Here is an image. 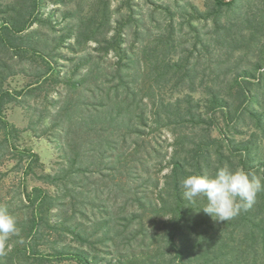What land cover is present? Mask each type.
<instances>
[{
  "label": "trees",
  "instance_id": "trees-1",
  "mask_svg": "<svg viewBox=\"0 0 264 264\" xmlns=\"http://www.w3.org/2000/svg\"><path fill=\"white\" fill-rule=\"evenodd\" d=\"M232 3L214 0L216 16L224 5ZM49 4L63 8H51L43 17ZM247 5V16H238L232 23L226 24L214 17L213 34L223 59H213V53L208 50L206 58L211 64L225 66L221 85L207 84L203 76L201 83H195L197 62H190L193 52L188 47L177 51L173 25L168 34L142 45L137 58L142 59L147 70L144 75L152 80L148 90L163 89L162 86L175 80L171 88L179 92L181 86L188 83V92L182 96L154 101V110L150 111L154 117L149 116V119V111L141 107L142 101L135 98L138 92L130 85L135 84L136 79L125 78L126 70L135 62L123 47V29L129 19L113 22L109 15L110 0H93L89 14L76 0H0V131L4 135L0 138V152L3 151V156L6 151L17 148L11 138L20 132L6 116L9 104L23 94L42 89L51 79L63 81L69 88L88 81L91 70L87 66L95 57L91 53L66 57L60 50L64 46L74 50L79 45L94 42L92 50L106 55L115 53L117 60L110 63L115 68L106 72V81L113 74L119 82L112 87L116 96L120 94V86L125 84L122 86L126 97H133L88 103L70 96L60 101L55 116L57 124H65L67 138L62 147L65 164L55 175L39 176L56 191L42 185L23 186L18 210L24 209V213H16L19 231L14 238L17 242L9 253L0 255V264H61L64 261L77 264H264V192L257 195L249 209L222 224L201 210L207 203L205 198L189 203L183 198L181 188L185 177L213 175L225 164L251 171L264 183V19L253 11V0H248ZM57 12L74 23L59 28V23L53 21ZM196 13L201 19L210 16L200 10ZM36 24L40 27H34ZM43 25L49 30L40 29ZM198 36L197 43L202 49H209L211 45ZM66 40L68 45H65ZM59 59L75 60L73 71L68 69L62 73ZM26 64L32 67V73H27L32 78L25 85L27 89L7 87L10 76L27 72ZM81 68L87 69L80 73ZM76 74L79 77H74ZM198 88H201L200 98L195 103L192 93ZM83 106L87 114L76 119ZM171 125L184 130V146L182 153L169 160V169L161 176L163 181L158 179L155 183L158 199L152 201L137 195L114 201L115 212L111 209L113 205L106 204V198L98 203L87 195L84 189L87 185L96 183L106 188V178H113L126 166L129 154L126 152L117 153L114 161L101 168L91 169L81 164L89 155L106 159L105 145L112 150L118 148L112 145L118 142H113L110 136L115 128L125 127L123 136H134ZM225 125L240 134L245 132L239 125L246 126L248 138L230 137ZM213 129L219 137L211 135ZM132 143L138 145L137 141ZM16 150L29 162L39 161V155L29 148ZM135 152H139L138 148ZM133 156H128V162ZM95 173L99 176L94 177ZM59 188L64 193H58ZM132 206L135 208L129 210ZM87 208L101 215H89ZM76 216L89 219L90 224L82 223ZM69 236L71 240L66 241ZM107 241L109 256L117 249L119 241L127 246V251L105 257L98 244Z\"/></svg>",
  "mask_w": 264,
  "mask_h": 264
},
{
  "label": "rangeland",
  "instance_id": "rangeland-1",
  "mask_svg": "<svg viewBox=\"0 0 264 264\" xmlns=\"http://www.w3.org/2000/svg\"><path fill=\"white\" fill-rule=\"evenodd\" d=\"M232 1V4L224 5L219 15L216 16V11L213 8L214 0H110L109 15L112 21L129 19L123 29V37L125 38L123 47L127 48L128 55L135 62L131 65L130 69L126 70L128 75L125 78L128 81L136 79L137 82L135 84L130 83V85L137 90L138 95L135 98H137V101H142L141 107L146 109L147 112L149 111L148 118L149 116L154 117L150 113L152 109L154 110L152 105L154 101L157 102L161 99L172 100L177 96H182L183 93L188 92L186 87L188 83L185 84V87L181 86L183 88L179 92H175L171 88L175 80L166 85V87L162 86L163 89L155 87V84L154 89L148 90V86L152 83V80L144 75L147 70L144 68L142 59H139L141 60L139 61L137 58V54L138 56L141 55L140 49L142 45L154 40L159 35L168 34L171 31L170 25H173L176 43H178L177 51H182L181 49L184 46L188 47L193 52L190 62H197L196 70L198 71V77L195 83H201L203 76L207 84L212 86L221 85L223 83L221 82L223 81L221 73L225 70V66L211 64L207 60L206 55L209 51L213 53V59H223L221 51L217 48L213 34L215 26L214 17L229 24L238 16H247L248 14V0ZM76 2L77 4L79 3V6H82L85 13L89 14L88 12H90L93 0H76ZM253 2V11H255L260 19H264V0H253ZM59 6L63 8L62 5L49 4L47 9L42 13V16L45 17L49 14L51 8ZM75 8H78L77 5ZM196 10L209 14V18L201 19L196 17ZM53 21L59 23V28L71 26L74 23L72 19H63L60 12L54 14ZM34 27L38 28L40 25L36 24ZM40 29L49 30L46 25H43ZM198 34L206 43L211 45L209 49H202L201 45L197 43L199 40ZM69 41L72 43L73 39H69ZM69 41L66 40L65 45H68ZM94 45V42H89L82 46H77L74 50L67 48V46L62 47V49L60 48L66 57H79L87 53H91L95 57L91 58L92 61L90 60L91 63L87 66L91 70V75H89L88 81L83 83L82 86L69 88L63 81L51 79L42 89L32 94L20 96L18 100L9 104L5 111L8 120L20 130L16 137L11 138L12 143L17 147L16 149L29 148L39 155L38 162H29L27 158H21L20 153L15 148L10 152L6 151L5 156H3V151L0 152V204L7 205L10 213L15 217L18 215L16 213H24V209L18 210L23 199L21 193L24 185L29 187L42 185L48 187L54 193L56 191L53 186V188L48 186L39 176L42 174L55 175L60 172L65 164L62 153V147L65 146L67 138L66 133H64L65 124L64 122L57 124L55 116L60 101L68 99L70 96L73 99H82L88 103L98 100L108 101L109 99L133 98L132 96L126 97V91L122 86L125 84L120 86L118 90L120 94L118 97L116 96V90L112 87L118 85V79L114 78L113 74H111L106 81V72L114 70L115 65H110V63H114L117 57L113 52L106 55V53L92 50L91 48ZM74 61L59 59L58 62L61 65L62 73H65L68 69L72 72ZM24 66L27 72L10 76L6 82L7 87L17 90L27 89L25 85L32 79L27 73H32V67L27 64ZM211 67H214L213 72L211 71ZM86 69L81 68L80 73L85 72ZM99 73L100 76L98 77ZM207 73L210 75L206 76ZM95 76L97 79L94 80ZM74 77H79V75L76 74ZM200 89L198 88L197 91L192 93L195 103L200 98V93L198 92ZM54 101L57 102L54 103ZM84 110L85 106L81 108L76 119L82 118V116L87 114ZM149 122L151 123V121ZM224 127L232 138L240 139L242 137L248 138L249 136V128L246 126L239 125V129L245 132V134H240L233 128H227L226 125ZM120 129L115 128L110 135L113 142H118L112 145H117L118 148L112 150L109 145L103 147V150H106V159H100L96 155H89L81 160V164L84 167L88 166L91 169H95L114 161L113 156L117 153L126 152L129 153L128 156L135 155L129 157L133 159L129 162L128 156H126L124 170L118 171L117 175L113 178H106V188L104 187L105 185H98L96 183L87 185L84 188L87 195L90 198H95L98 203H101L106 198V204L108 203L109 206L113 205L111 209L115 212L117 210L115 209L114 201L120 202L122 199L128 197L135 198L137 195H141L143 198H148L152 201L158 199V189H155V183L169 169L167 167L169 160L182 153L181 151L184 146L182 138L184 130L174 125L156 128L152 132L146 130L147 134L134 136L130 134L123 136L126 133V129L125 127ZM211 135L219 137L216 129L212 130ZM3 136L2 131H0V138ZM132 141H137L138 145L132 143ZM153 147L155 151H151ZM136 148H138L139 152L133 153ZM110 173L112 174L113 172L111 171ZM98 176L99 173L94 174V177ZM127 176L128 180L126 179ZM89 181L90 179L85 180L83 184ZM58 193L62 194L64 191L59 188ZM134 208L135 206H132L129 210ZM86 211L89 215H92V213H96L98 216L101 215L96 211H92L91 208H87ZM76 217L82 223L86 225L90 224L88 222L89 219L82 216ZM98 231L100 232V230ZM69 240H71L70 236L66 241ZM16 242L17 240L14 238V235L10 236L5 251L0 252V255L9 253ZM108 243L109 241L98 244L102 247L100 248V253L105 257L116 256L119 252L125 253L127 251V246L123 245L122 241H119L117 249L113 250L114 253L109 256L110 249L107 246ZM76 244L79 245V242H76ZM137 249H139V246ZM61 264L77 263L75 261H64Z\"/></svg>",
  "mask_w": 264,
  "mask_h": 264
},
{
  "label": "clouds",
  "instance_id": "clouds-1",
  "mask_svg": "<svg viewBox=\"0 0 264 264\" xmlns=\"http://www.w3.org/2000/svg\"><path fill=\"white\" fill-rule=\"evenodd\" d=\"M183 198L195 203L203 197L207 203L201 210L217 223H225L246 211L264 192L261 178L243 168L225 164L213 175H190L181 182ZM168 219V218H166ZM18 232L17 219L5 204H0V252L5 251L9 237Z\"/></svg>",
  "mask_w": 264,
  "mask_h": 264
},
{
  "label": "water",
  "instance_id": "water-1",
  "mask_svg": "<svg viewBox=\"0 0 264 264\" xmlns=\"http://www.w3.org/2000/svg\"><path fill=\"white\" fill-rule=\"evenodd\" d=\"M226 1H232V0H226Z\"/></svg>",
  "mask_w": 264,
  "mask_h": 264
}]
</instances>
